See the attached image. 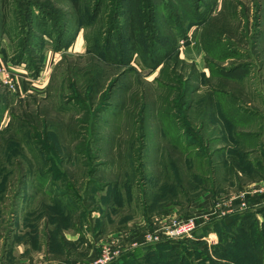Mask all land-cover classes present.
I'll list each match as a JSON object with an SVG mask.
<instances>
[{
    "label": "rangeland",
    "instance_id": "rangeland-1",
    "mask_svg": "<svg viewBox=\"0 0 264 264\" xmlns=\"http://www.w3.org/2000/svg\"><path fill=\"white\" fill-rule=\"evenodd\" d=\"M22 1L10 0L14 14L10 26ZM73 1L33 0L26 6L27 14L34 22L33 14L39 12L61 22L76 17L80 10L86 14L84 8L89 10L94 3L79 0L78 11ZM102 1L107 3L105 18L111 17L115 27L111 41L116 51L122 48L129 19L137 39L151 31L140 0H125L122 9L120 0ZM203 1L210 8L200 6L199 10L213 19L188 30L194 44L180 39L177 60L172 57L144 70L134 60L127 66L108 64L86 51L96 37H107L101 30L108 22L76 30L73 26L68 44L58 51L52 39L43 36L39 44L37 37V46L29 49L32 62H39L36 73H30L25 62L10 61L19 42L10 44L3 37L1 49L7 58L0 54V62L24 72L28 90H12L0 80V264H40L46 258H59L56 248L48 244L54 224H48L43 214L30 219L29 210L50 205L60 191L74 196L80 205L91 204V197L98 200L105 190L92 191L93 182L116 181L121 187L136 182L133 197L135 189H145L150 199L157 198L163 180L178 183L182 178L188 198L179 196L175 216L190 214L198 222H211L220 219L215 217L220 203L224 213L229 204L244 217L254 213V220L261 224L264 215L257 208L264 199L254 207L251 199L261 196L264 185V0ZM157 16L160 28L155 32L166 38L171 31L162 27L164 21ZM172 168L179 172L176 178ZM188 170L200 180L190 178ZM195 195L202 196V205L193 201L190 206ZM135 204L125 206L118 217L130 214L136 219ZM204 204L202 217L194 215ZM88 210L79 213L80 242L88 236L92 240L86 229L92 215ZM118 217L104 219V233L115 230ZM29 222L35 224L36 234L27 226ZM30 230L32 242L25 245V233ZM209 232L214 239L204 242L210 248L218 235L214 229ZM176 241H180L177 251L189 250L185 249L191 264H211L204 260L209 255L198 250L203 261H197L192 245ZM84 245L79 244V255L88 247ZM146 247H137L135 258L128 257L126 264H152L139 259ZM165 259L158 264H166ZM83 260L79 256L78 261Z\"/></svg>",
    "mask_w": 264,
    "mask_h": 264
},
{
    "label": "trees",
    "instance_id": "trees-1",
    "mask_svg": "<svg viewBox=\"0 0 264 264\" xmlns=\"http://www.w3.org/2000/svg\"><path fill=\"white\" fill-rule=\"evenodd\" d=\"M31 1L33 0H25L18 4V9L22 12H17L15 15L17 17L16 20H19V22L13 17L10 19V22H13V26H10L9 18L13 14L10 10V0H0V54L3 59L6 60L7 57L4 55V50L1 49L3 37H7L10 40V44L19 42L16 53L12 51L14 55L12 53V56L10 55L9 59L15 64L25 62L30 73L37 72L39 62L36 60L32 62L29 49L33 46H37L38 41L39 44L40 42L42 43L44 40L43 36L52 39L55 51L66 47L71 34L70 30H73V26H75L76 30V28L79 27H92L96 26V24L98 26L99 24L101 25L104 22H108V27L105 26V28L103 27V30H101H105V33H103L107 37L104 39L96 37L94 44L88 46L86 51L108 64L127 66L134 60L139 65V68L144 70L146 68H155L167 59H172V57H175V60H177L178 41L182 39L184 43H187V33L191 27L202 26L206 22L208 23L209 20L213 19L211 14L204 12L205 10H199L200 6H204L205 8L209 6V2L206 3L203 0H157V2L155 0H152V2H149L148 0H140L141 8L146 11L144 17L146 19V25L151 27V31L144 38L140 40L137 39L136 33L133 29L132 19H129L124 28L126 34L123 36L124 41L122 48H120L119 51H116L114 45L115 42L113 43V41H111L113 37V28L115 27L112 26L113 23L110 22L111 17L105 18V14L107 13L105 11L106 2H103L102 0H94V3L89 10L87 7L84 8L87 9V13L83 15L85 11H79L78 9L79 0H74L72 3L79 11L76 17H65V19L60 22L51 14L48 16L47 14L39 12L38 15L33 14L34 20L36 21L34 22L30 16H28L29 12L26 9V6L32 4ZM124 1L125 0H120V9H122L121 6ZM157 15H159L164 21V23L161 24L162 27H167L171 31L166 38L163 36H157L155 32L160 28L157 24ZM97 17L100 18L99 21H96ZM37 37H39V40L36 42ZM117 45H120L119 42ZM172 144L175 146L177 145V142H173ZM184 144L186 146L188 143ZM198 147L199 146H195L194 148L198 150ZM176 172L179 173L178 170L172 168L173 178H176ZM188 174V176H190L195 182L200 180V178L194 173L189 171ZM169 178L170 176L167 174L166 179L169 180ZM169 181H162L163 183L160 184L157 198L151 197L150 199H147L145 197V189L142 190L140 188V191L136 189L138 203H140L144 212L154 209L164 210L170 208L173 204L181 202L179 199L180 197H182V199L188 198L187 192H185L186 188L185 186H182V178L177 180L179 181L178 183L172 181L169 183ZM96 183L97 182H93L91 185L92 191L97 192L105 187V193L98 197L99 201L97 198L90 196L92 201L91 204L85 206L80 205L76 198L74 199V196L60 191V193L53 195V201L51 200L50 205L45 203L44 206H41L42 208H38L39 211L34 209L29 213L30 219L33 218L34 221L41 218L43 214L46 215L48 224L51 222L54 224L53 229L48 233V244H50L51 247L54 246V248H56L60 257H66V264H70L67 260V256L74 250V246L63 238L62 230L74 225V212L72 210L77 208L79 213H84L88 208L92 209V207H97L100 209L101 206L110 205L112 200H115L117 206H120L123 204L124 198H127L128 200L132 198V190L135 187L136 182H133V185L131 184L132 182H125L122 184L124 196L121 192V184L119 185L116 181L103 182L100 183V185ZM260 198L264 199V192L261 196L251 199V205L258 206L261 203ZM40 208L42 211H40ZM257 209L264 215V204L259 205ZM244 218H246V220H244ZM32 223H27V226H32V232L34 231L36 234V227L33 226L35 224ZM208 229L216 230L218 235V242L210 248L203 240L199 239V237L206 233ZM32 232L31 230L29 232L26 231V236L24 237L26 242H32ZM193 236L196 239L186 238L182 240L194 247L193 249H195L197 261H203V257H201L202 254L197 252L200 250L201 253L204 252L209 255L204 260L209 261L211 264H246V262L247 264H264V220L258 225L257 221L254 220V213H250L244 217L239 212H234L223 218L214 219L203 230L199 231V229L196 228L193 232ZM177 242L180 241H162L146 247L147 251L140 255L139 259L142 262L149 260L152 264H158L159 259L161 260V258L165 257L166 264H191L187 260L189 252L185 251L186 248H183L184 252L176 250V248H178ZM180 245L184 244L180 243ZM151 247L154 249L150 250ZM139 250V248H135L134 250L123 254L121 260H128V257L135 258L136 253ZM126 263L127 261L122 264ZM112 264H116V262H113Z\"/></svg>",
    "mask_w": 264,
    "mask_h": 264
},
{
    "label": "crops",
    "instance_id": "crops-1",
    "mask_svg": "<svg viewBox=\"0 0 264 264\" xmlns=\"http://www.w3.org/2000/svg\"><path fill=\"white\" fill-rule=\"evenodd\" d=\"M188 41H190V42L187 45H190L192 43L194 44V42H195L194 40H191V36H189ZM0 66H2L1 62H0ZM11 73H12L11 75L13 77V80L15 81L17 91L22 92V93L26 92V90H28L27 75L24 74V72H21L20 70H16V69H14ZM262 182H264V181H262ZM120 187H121V185H120ZM261 190H263V192H264V185L261 188ZM104 193H105V190H104L103 194ZM134 196L135 197L132 196V198L130 200H128L127 198H124V202L120 206H117L115 200H112L110 202V205L101 206L100 209H98L97 207H92V209H90V211L92 212V215L90 216V220H91L90 225H89V223L86 224L87 225L86 229H87L88 234H90V233L92 234V240H91V237L88 236L89 237L87 240L88 242L87 241L86 242H80V240H78L80 238V227H81L80 226L79 210L77 208L72 210L74 212V216H73L74 217V225H72L68 228H64L62 230L63 238L66 241L70 242L74 246V250L71 251V253L67 256V260L70 264H77L79 262L78 261L79 256H81L82 258H85V259L92 257L96 253L98 245H100L106 239H111V238H122L123 239L126 236H128L131 232L138 230L139 228L147 227L156 218L182 217L180 215L175 216L176 213H174V209H173L174 206L181 205L180 202L178 204H173L170 208H166L164 210L163 209H161V210H155L154 209V210H151L148 212H144L143 209L141 208L140 203H138L137 191L135 192ZM201 198H202V196L197 195L194 197V199H192V200L190 199L191 200L190 206H191L193 201H196L197 203H200L202 205V200H200ZM135 202L138 204H135ZM204 202H206V200ZM131 203H134L135 206L139 209L138 217L136 219H134L132 217V215H130V214H127V215L124 214V215H121L120 217H118L120 211H122V209L125 206L129 207V205ZM206 205L207 204H204L202 208L200 206H198V210L196 212H194L195 213L194 215L202 217V213L205 209L204 206L206 207ZM219 205H220V203H217L215 206V208H217V209H215V211H217V216H215L216 218H221V217L227 216V215L232 214V213L237 211V208H232L228 204L227 205V211H226V213H224L223 209L225 207L223 206V208H221ZM251 206L254 207L255 205H251ZM29 211H32V210H29ZM186 215H190V214H186ZM222 215H224V216H222ZM113 216L118 217L119 225H117L115 227V230H113L111 232L104 233V219H106L108 221H113L112 220ZM209 223L210 222L200 220V222H198L197 229H199V231H201L205 228V227H202V225H208ZM205 234H207V235H205ZM212 236H213L212 233L206 232V233L202 234L199 237V239H201L203 241L205 240L207 243H209L210 241H212L214 239V238H212ZM194 239H196V238L194 237ZM25 243H26L25 245H27V242H25ZM79 244H82V245L85 244L84 246H86V245L88 246L87 248H82L84 250V253H82L81 255H79V250H80ZM25 250H26V247L24 248L23 253H25ZM26 258H28V257H26ZM65 259H66L65 256L59 257L55 260H51V259L46 258L40 264L55 263V261H57L59 264H66L67 261Z\"/></svg>",
    "mask_w": 264,
    "mask_h": 264
},
{
    "label": "built area",
    "instance_id": "built-area-1",
    "mask_svg": "<svg viewBox=\"0 0 264 264\" xmlns=\"http://www.w3.org/2000/svg\"><path fill=\"white\" fill-rule=\"evenodd\" d=\"M13 70L11 66H0V80L12 90L16 89L11 75ZM197 226V217L190 215L156 218L147 227L139 228L123 239H106L98 245L92 257L77 264H108L120 260L123 254L137 247L150 246L162 241L191 238Z\"/></svg>",
    "mask_w": 264,
    "mask_h": 264
}]
</instances>
